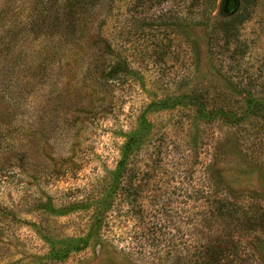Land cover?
<instances>
[{
  "label": "rangeland",
  "instance_id": "374dc122",
  "mask_svg": "<svg viewBox=\"0 0 264 264\" xmlns=\"http://www.w3.org/2000/svg\"><path fill=\"white\" fill-rule=\"evenodd\" d=\"M221 2L0 0V264H264V0Z\"/></svg>",
  "mask_w": 264,
  "mask_h": 264
},
{
  "label": "trees",
  "instance_id": "16d2710c",
  "mask_svg": "<svg viewBox=\"0 0 264 264\" xmlns=\"http://www.w3.org/2000/svg\"><path fill=\"white\" fill-rule=\"evenodd\" d=\"M253 2H254V0H222L221 7H222L223 12H225V13L227 12V15H233L236 13L237 7L240 4H244V5H250L251 4L252 5ZM118 71H121V70L119 69ZM118 71L111 69L109 72H107L104 70L101 72L100 78H102V80H105V82H107V79L110 76H112L113 74L117 73ZM246 105H248L250 116H252L253 118H257L262 123H264V102L262 100H259V99H249L246 102ZM128 147H129V144L127 142V144H125L122 148L123 156L118 160V165L115 169V173H118V174L115 175V177L113 175L114 184H115V182L119 181L120 173L128 170L127 169V159H128L127 150H128ZM214 209L217 210L218 212H223L224 206L221 205V206L215 207ZM227 210H228L227 211L228 215H231V214L235 215V214H238L240 212V211L239 212L236 211L234 208H230ZM236 244L237 243L233 244V246L235 247ZM213 261L216 262V264H220V259L218 257L213 258Z\"/></svg>",
  "mask_w": 264,
  "mask_h": 264
}]
</instances>
